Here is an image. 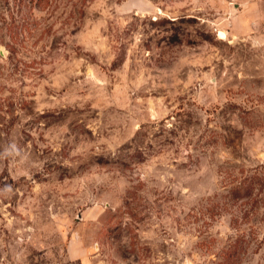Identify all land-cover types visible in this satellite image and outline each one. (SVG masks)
<instances>
[{"label":"rangeland","instance_id":"obj_1","mask_svg":"<svg viewBox=\"0 0 264 264\" xmlns=\"http://www.w3.org/2000/svg\"><path fill=\"white\" fill-rule=\"evenodd\" d=\"M0 264H264V0H0Z\"/></svg>","mask_w":264,"mask_h":264}]
</instances>
